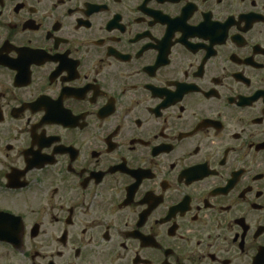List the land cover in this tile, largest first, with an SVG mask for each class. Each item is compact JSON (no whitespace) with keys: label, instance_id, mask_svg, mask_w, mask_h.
<instances>
[{"label":"flooded vegetation","instance_id":"1","mask_svg":"<svg viewBox=\"0 0 264 264\" xmlns=\"http://www.w3.org/2000/svg\"><path fill=\"white\" fill-rule=\"evenodd\" d=\"M0 264H264V0H0Z\"/></svg>","mask_w":264,"mask_h":264},{"label":"rangeland","instance_id":"2","mask_svg":"<svg viewBox=\"0 0 264 264\" xmlns=\"http://www.w3.org/2000/svg\"><path fill=\"white\" fill-rule=\"evenodd\" d=\"M3 248L1 247V249L0 250H2Z\"/></svg>","mask_w":264,"mask_h":264}]
</instances>
